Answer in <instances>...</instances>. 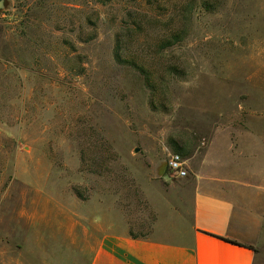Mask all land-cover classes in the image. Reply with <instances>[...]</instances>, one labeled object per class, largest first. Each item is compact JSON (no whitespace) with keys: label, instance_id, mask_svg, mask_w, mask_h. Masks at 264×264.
Returning a JSON list of instances; mask_svg holds the SVG:
<instances>
[{"label":"rangeland","instance_id":"rangeland-1","mask_svg":"<svg viewBox=\"0 0 264 264\" xmlns=\"http://www.w3.org/2000/svg\"><path fill=\"white\" fill-rule=\"evenodd\" d=\"M220 130L264 141V0H0V264L150 236L169 155Z\"/></svg>","mask_w":264,"mask_h":264},{"label":"crops","instance_id":"crops-1","mask_svg":"<svg viewBox=\"0 0 264 264\" xmlns=\"http://www.w3.org/2000/svg\"><path fill=\"white\" fill-rule=\"evenodd\" d=\"M252 138L216 132L188 155V175L162 202L150 199L152 234L116 233L107 219L90 264H264V141Z\"/></svg>","mask_w":264,"mask_h":264},{"label":"trees","instance_id":"trees-1","mask_svg":"<svg viewBox=\"0 0 264 264\" xmlns=\"http://www.w3.org/2000/svg\"><path fill=\"white\" fill-rule=\"evenodd\" d=\"M203 6L204 7H207V3L204 2L203 3ZM192 9H193L192 6H190L188 8L189 14H191L190 10H192ZM187 34H188L187 28H183L181 30L178 28L172 34H170V36L168 38H165L164 40H162V43H163L162 44V47L163 48H167V47H170V46L174 45L175 43H178V42L182 41ZM115 57H116V60L118 62H121L122 61V58H121V56L119 55V53L117 51H116ZM137 67H139V66H137ZM138 69L142 73H144V75H146L145 73H147V71L143 67L140 66V68H138ZM146 79H148L147 76H146ZM176 151L180 152L179 149H177V148H176ZM184 156H188V154L184 153ZM130 235L132 237H134V238H137L138 237V236H135L133 234H130ZM231 242L236 243L235 241H231Z\"/></svg>","mask_w":264,"mask_h":264},{"label":"built area","instance_id":"built-area-1","mask_svg":"<svg viewBox=\"0 0 264 264\" xmlns=\"http://www.w3.org/2000/svg\"><path fill=\"white\" fill-rule=\"evenodd\" d=\"M168 168L177 178H185L188 175L186 160L178 154L171 153L168 159Z\"/></svg>","mask_w":264,"mask_h":264}]
</instances>
